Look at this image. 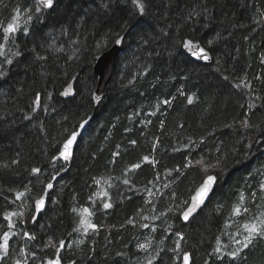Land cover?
I'll return each mask as SVG.
<instances>
[{
    "label": "trees",
    "instance_id": "obj_1",
    "mask_svg": "<svg viewBox=\"0 0 264 264\" xmlns=\"http://www.w3.org/2000/svg\"><path fill=\"white\" fill-rule=\"evenodd\" d=\"M105 2L107 10L102 6ZM146 5V15L140 17L130 0H54L53 8L40 13L35 10L36 0L0 3V21L5 24L17 7L22 18L29 8L32 16L28 34L17 33L15 45L10 44L12 50L18 46L23 54L6 66L7 75L0 79V163L20 161L11 170L0 171V237L5 232H17L10 240L11 255L5 264L23 260L21 249L29 255L36 253V259H29L28 264L52 258L55 249L47 246L50 239L66 242L63 264L72 260L75 264H147V257L156 253L159 255L153 264H175L172 249L179 237L168 232L184 235L180 244L192 253L193 264H221L209 254L225 223H230L227 218L239 193L264 195L259 191L260 183H264V0H146ZM118 33L125 36L123 50L96 108L94 94L99 78L94 66L99 55L113 47ZM189 39L211 54L209 64L197 62L184 52L182 42ZM209 40L213 41L211 46ZM36 54L47 59L39 60ZM244 82L251 90L235 86ZM69 85L74 94L61 95ZM37 94L41 107L33 111ZM173 96L176 98L170 106L150 115L159 101ZM187 97L193 98L192 104L187 103ZM25 115L32 119H25ZM89 117L91 123L67 171L61 170L53 181L44 210L35 222L25 212L24 230L36 239L22 238L20 225L9 229L4 220L5 212L22 210L18 209L20 201L12 203L15 191L30 184L35 193L42 185L30 168L40 167L48 174L40 180L47 181L55 171L49 161L61 146L65 130ZM245 118L251 125L248 128L241 126ZM160 121H164L163 129ZM156 138L159 144L152 152ZM201 139L204 144L186 150L191 140ZM131 140L137 142L135 146ZM217 147L227 159L213 170L217 175L213 193L188 223L169 213L155 221L156 232L139 226L153 224L151 219L138 218L136 227L127 224L141 206L145 208L143 214L151 216L150 206L144 203L145 187L152 189L150 182L158 173L169 188L156 185L165 192V197H157V214L188 199L204 173L197 167L183 169V165L189 158L214 157ZM176 148L181 151H174ZM118 151L121 155L117 157L114 153ZM150 153L159 161L156 169L145 164L125 176L133 163ZM60 165L61 161H56V167ZM177 167L183 174L173 172L165 179L169 170ZM125 178L133 190L122 183ZM104 181L114 185L108 189L113 207L100 210L95 193L106 187ZM137 189L143 195L137 194ZM172 190L175 200L167 198ZM92 199L96 200L94 207ZM218 205L222 206L220 212L216 211ZM248 206L252 212H259L264 201L258 199L256 205ZM73 207L91 208L98 231L89 230L87 236L74 232L79 217L72 212ZM235 228L233 225L227 230ZM146 239L152 241L150 253L137 248ZM237 264H264V242Z\"/></svg>",
    "mask_w": 264,
    "mask_h": 264
},
{
    "label": "snow or ice",
    "instance_id": "obj_2",
    "mask_svg": "<svg viewBox=\"0 0 264 264\" xmlns=\"http://www.w3.org/2000/svg\"><path fill=\"white\" fill-rule=\"evenodd\" d=\"M2 3V0H0ZM131 5L135 9V14L144 17L146 15V0H130ZM54 0H36V12L40 13L42 9H51L53 8ZM106 10L108 9V3L105 2L102 5ZM31 9L25 10V17L23 18V25L21 24L22 16L21 10L19 7L13 10V13L9 19V21L5 24L0 21V79H3L7 75V67L13 65L14 59L21 56L23 53L19 50L18 46H15V50H12L11 45H15V38L17 33L22 31L23 35L28 34L27 24H29L32 20V16L29 14ZM198 14V13H193ZM126 27V24L125 26ZM122 31L124 28L121 29ZM125 42V36L120 35L119 33L116 35L114 39V43L116 45H123ZM213 43L212 40L208 41V45L211 46ZM183 48L187 49V51L197 60L208 61L211 59L209 52L201 47L198 43H195L193 40L189 39L182 42ZM63 51V48L59 49ZM36 58L39 60H46V56H42L36 54ZM262 62H264V58H262ZM219 63V61H217ZM146 74V73H145ZM225 80L228 79L227 76L224 77ZM259 79V77H257ZM134 81H130L133 83ZM237 88L241 86L249 88L251 90L250 85L246 82L241 84L235 85ZM70 94H74L72 92L71 85H69L68 89L64 90L61 95L67 97ZM51 94H49L50 97ZM180 95H185L183 91H180ZM176 97H172L171 99H164L159 101L155 105V111L150 113V115H155L156 112H161L162 108H166L170 106L172 100ZM94 99L99 102L100 97L95 96ZM256 99H259L257 97ZM187 103L192 104L193 98L187 97ZM41 107L40 96L39 94L36 95L34 101V108L33 111L39 110ZM251 107V106H250ZM44 111H47L45 108ZM163 114V113H162ZM25 119H32L31 115H25ZM91 117L82 120L78 126L74 127L72 130H65L64 139L61 142V146L57 149L56 154L50 159V163L53 165L55 171L51 174L47 181H41V176L48 175L46 172L42 171L40 167H32L30 168V173L37 178V181L42 185L40 188L36 190L35 193L32 191L31 185H25L23 190H16L15 191V199L12 203L16 201H20V205H18V209L22 210H14L8 211L4 213V220L8 223L6 225L7 228L16 230L18 224L20 225L19 233L22 235V238H25L29 241H33L36 239L35 235L24 230L23 225L25 224V212L27 211L30 213L29 219L32 222H35V217L42 211L46 203L49 201V192L53 190L54 184L53 181L56 180L57 175L61 170L67 171V165L71 162L73 157L74 146L76 145L78 137L81 136L82 130H84L85 125L89 123ZM150 123V121H149ZM159 126L161 129L164 128V121L159 122ZM241 126L243 128H248L251 125L247 118L241 121ZM181 128L184 127L183 124L180 125ZM227 128H231L232 125H225ZM214 135V133H213ZM135 140H131L130 144L135 146ZM205 141L203 139L199 141L191 140L188 145H186V150L191 151L194 150L195 147L204 144ZM159 144V138L152 144V152H155L157 146ZM174 151H181L180 148L174 149ZM115 156H120L121 153L118 151L114 153ZM227 159V154L221 150V148H216V155L209 159H205L204 157L200 158H189L186 160L185 164L183 165V169H189L193 167L199 168L203 173L204 176L201 180V183L192 190V194L189 196L188 199L183 200L176 204L175 209L168 208L167 210H159L157 214L156 205L158 203L157 197L163 198L165 197V192L162 191L160 188H157V183L162 184L163 189L169 188V183H164L161 181V175L158 173L155 176V179L151 181L152 189H148L145 187L146 192V199L144 201L145 204L149 205L148 211L151 213V216L144 215L145 208L141 206L135 216L129 218L126 222L133 227L137 226L138 218L143 221H148L151 219L153 224L149 223H140L139 226L143 229H148L151 232H156L157 228L154 226L155 221L161 220L162 217L168 216L169 213H173L179 216L180 220L184 223H188L194 215L200 210L204 205L205 202L208 201L210 194L213 193V188L217 183V175L213 174V170L216 168L221 167L224 161ZM61 161V165L56 167V161ZM115 163V161H112ZM20 161L18 159H12L10 162H3L0 163V171L2 170H11L12 165H19ZM145 164L151 166L153 169H156L157 164L159 161L155 159L151 155H144L138 162L133 163L125 173L127 176L128 173H135L137 170L141 169ZM177 173L178 175H182V169L177 167L174 169L169 170L166 174L165 179L172 176V173ZM178 178L174 177V179ZM97 186H101V181H95ZM122 183L124 185L129 186V190H133L131 187V181L127 178L123 179ZM106 187H103L101 191L95 193V195L99 198L101 209L100 210H107L113 207L112 197L109 194L108 189L114 187L111 181H104L103 182ZM137 194H141L137 189ZM259 191L261 194H264V183H260ZM143 195V194H141ZM167 198L175 200V191H168ZM91 199V198H90ZM130 199V197H129ZM264 201V195L257 196L256 192H251L248 196H246L243 192L239 193V199L236 204L232 205L230 208V214L228 215V221L230 223H225V230L217 236L215 240V247L213 251L209 254L210 256L214 257L216 261L221 262V264H237L239 261H243L247 258L250 250L259 245L260 243L264 242V208H261L259 212H252L249 208L248 204L251 203L253 205L257 204V200ZM31 201V203H29ZM52 203H57L58 201H51ZM91 203L93 207L96 204V200L92 199ZM222 206L218 205L216 211L220 212ZM72 212L75 213L79 219L77 222V226L73 228L74 232L81 233L83 236H87L89 234V230L93 233L98 231V226L92 222V216L94 212L89 207H84L82 209H77L76 207L72 208ZM242 218V219H241ZM233 225H236L234 231H228L227 229L232 228ZM169 228L172 225L168 226ZM16 231L12 232H5L2 237H0V264H5V261L11 255V246L10 240L12 236L16 235ZM170 236H177L179 239L175 242V247L172 251L176 254L174 257L175 264H193L192 253L190 251H185L182 249L180 241L184 240V235L182 233L176 232H168ZM226 238V239H225ZM82 242V241H81ZM163 243V241H161ZM48 247H52L55 249V255L52 258H48L46 261H42L41 264H63V260L60 256V252L65 249L66 242L64 240H60L58 243L52 241L51 239L47 243ZM137 248L139 251L150 253L152 249V241L151 239H146L144 243H138ZM159 254L156 253V256L149 255L147 257V264H153V261L157 258ZM20 256L23 258L16 259L15 264H28L29 259L35 260L36 253L32 252L29 255V252L25 249L20 250ZM69 264H75V261L72 260ZM161 264L163 262L161 261ZM208 264V261L205 262Z\"/></svg>",
    "mask_w": 264,
    "mask_h": 264
},
{
    "label": "water",
    "instance_id": "obj_3",
    "mask_svg": "<svg viewBox=\"0 0 264 264\" xmlns=\"http://www.w3.org/2000/svg\"><path fill=\"white\" fill-rule=\"evenodd\" d=\"M198 44L202 47V45L200 43H198ZM122 46L123 45L114 44V46L108 52H106V53H104V54L99 56L98 62H97V64L94 67L95 74L99 76V85H98V88H97V90L95 91V94H94V97L95 96H99L100 97L99 102H97L94 99V101L96 103V108L100 105V103H101V101L103 99V95H104V92L106 90V87H107V85L110 83V81L112 79L113 69H114L117 57L120 55V53L122 51ZM183 49H184L185 53H187L189 56H191V54L187 51V49H185V48H183ZM210 57H211V59L208 60V61L197 60L194 57H192V58L194 60L198 61V62H202L204 64H209L211 62V60H212L211 54H210ZM70 95H68V96H70ZM90 121H91V119L89 120V123L87 125H85L84 130H82L81 136L78 137V139H77L76 145L74 146L73 156H74V152L76 150L77 144L79 142V139L83 136V134L87 130L88 126L91 123ZM61 252H60V256H61Z\"/></svg>",
    "mask_w": 264,
    "mask_h": 264
},
{
    "label": "bare ground",
    "instance_id": "obj_4",
    "mask_svg": "<svg viewBox=\"0 0 264 264\" xmlns=\"http://www.w3.org/2000/svg\"><path fill=\"white\" fill-rule=\"evenodd\" d=\"M48 10H50V9H48ZM113 46H114V45H113ZM122 50H123V46H122ZM108 51H109V50H107L106 52H108ZM106 52H104V53H106ZM184 52H185V51H184ZM104 53H102V54H104ZM121 53H122V51H121ZM121 53H120V55H121ZM102 54H100V55H102ZM186 54H187V53H186ZM100 55H99V56H100ZM120 55H119V56H120ZM187 55H188V54H187ZM119 56H118V57H119ZM188 56H189V55H188ZM118 57H117V58H118ZM190 57H191V56H190ZM191 58H192V57H191ZM98 59H99V57H98ZM192 59H193V58H192ZM116 61H117V60H116ZM195 61H196V60H195ZM97 62H98V60H97ZM197 62H198V61H197ZM96 64H97V63H96ZM94 67H95V66H94ZM114 67H115V66H114ZM113 71H114V69H113ZM94 73H95V72H94ZM97 76H98V75H97ZM98 78H99V76H98ZM68 97H69V96H68ZM88 127H89V126H88ZM85 132H86V131H85ZM83 135H84V134H83ZM79 140H80V139H79ZM77 145H78V144H77ZM71 160H72V159H71ZM43 210H44V209H43ZM43 210H42V211H43ZM42 211H40V212H42ZM62 252H63V250H62ZM62 252H61V255H62Z\"/></svg>",
    "mask_w": 264,
    "mask_h": 264
},
{
    "label": "rangeland",
    "instance_id": "obj_5",
    "mask_svg": "<svg viewBox=\"0 0 264 264\" xmlns=\"http://www.w3.org/2000/svg\"><path fill=\"white\" fill-rule=\"evenodd\" d=\"M24 18V17H23ZM23 18H22V20H23ZM22 20H21V22H22ZM12 232V231H11ZM12 239V238H11Z\"/></svg>",
    "mask_w": 264,
    "mask_h": 264
}]
</instances>
